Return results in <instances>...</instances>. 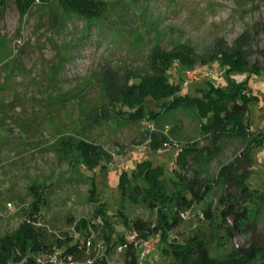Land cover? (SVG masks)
<instances>
[{
  "label": "rangeland",
  "instance_id": "rangeland-1",
  "mask_svg": "<svg viewBox=\"0 0 264 264\" xmlns=\"http://www.w3.org/2000/svg\"><path fill=\"white\" fill-rule=\"evenodd\" d=\"M103 1L104 12L91 23L64 14L57 4L60 17L55 19L39 2L21 16L15 0H8L0 18V237L20 226L43 191L38 227L48 241L67 235L81 238L76 223L96 222L100 208L116 233L133 241L136 233L125 229L118 213L149 224L157 223L158 213L144 202L123 201L119 182L124 171L131 174L138 162L149 160L162 166L166 176L176 171L206 189L180 213L179 226L170 232L176 242L199 234L214 256L255 241L264 243V145L247 157V140L223 137L216 156L191 154L181 167L177 158L184 147L210 142L196 110L177 109L157 120L127 119L113 104L107 106L108 119L99 110L93 113L107 103L111 78L120 84L127 78L137 82L152 71L153 49L170 52L184 44L205 58L218 44L230 48L245 35L253 49L251 65H257L259 73L231 72L219 60L197 63L182 74L185 80L187 71H198L188 87L182 81L183 89L192 94L211 84L227 89L248 80L254 93L248 102L251 133L263 130L264 0ZM150 106L159 109L151 100ZM148 139L149 147L140 151ZM80 141L102 146L110 156L108 167L90 169L77 147ZM157 141L164 144L154 150ZM230 166L234 181L226 175ZM226 198L245 214L222 221ZM207 211L215 218H208ZM90 230V249L74 259L75 264L92 263L105 250V229ZM158 241L159 235H152L140 242V252L149 251L152 257L145 263L168 264ZM108 260L128 264L125 247L112 250Z\"/></svg>",
  "mask_w": 264,
  "mask_h": 264
},
{
  "label": "trees",
  "instance_id": "trees-1",
  "mask_svg": "<svg viewBox=\"0 0 264 264\" xmlns=\"http://www.w3.org/2000/svg\"><path fill=\"white\" fill-rule=\"evenodd\" d=\"M15 1L21 16L28 14L39 2L48 8L49 14L55 19L60 17L54 9V4H57L64 14L78 16L90 23L100 18L106 8L103 0ZM7 5L8 0H0V18L5 14ZM252 55V46L245 35L238 38L230 48L218 44L212 55L205 58L198 57L190 46L184 44H177L170 52L155 48L151 53L152 71L139 76L137 82L127 78L125 83L120 84L116 79L111 78L106 84L107 103L95 108L93 113L99 110L100 116L108 119L110 116L107 106L113 104L118 113L127 119L157 120L166 112L181 108L193 109L198 112L202 120L203 131L211 138L208 144L198 142L184 147L177 158L181 167L186 165L187 158L191 154L216 156L219 152L218 143L223 137H240L247 140V157H252V150L264 145V129L256 134L251 133L248 102L254 97V93L248 88V80L240 81L227 89L211 84L208 88H196L191 94L183 89L185 80L182 77L185 70L193 68L197 63L205 64L214 60H219L221 65L231 72L259 73V67L251 65ZM173 66L177 69L175 73L171 71ZM150 100L157 103L158 110L150 106ZM163 144V141H157L152 143V147L158 150ZM77 147L81 151L83 162L90 169L99 165L103 168L108 167L110 156L102 146L80 141ZM232 169L233 167L230 166L226 175ZM229 177L234 181L230 174ZM247 188L245 185L244 191ZM119 189L123 201L144 202L158 213L156 224H149L142 219H130L122 211L118 213L123 219L125 229L136 233L133 241H127L123 233H116L114 225L106 218L103 208L98 209L96 222L82 219L76 223L75 229L82 233L81 238L67 235L66 238L56 237L52 242L48 241L43 230L38 227L45 204L44 192L39 191L28 217L15 231L0 237V264H40L39 258L45 261L44 264H51L47 259L56 250H59L62 257L72 256L73 259H77L90 249L88 243L92 236L91 227L99 226L105 229L106 247L103 254L89 264H110L108 255L118 247H125L128 264H147L144 260L147 258L148 261V258H152L151 254L142 258L139 244L152 235H159L158 246L161 255L169 260L168 264H264V243L258 241L228 254L214 256L210 243L199 234L191 235L183 242L172 239L170 232L179 226L180 213L188 209L193 202L201 199L206 191L197 179L186 180L176 171L173 177H168L162 166H155L153 162L145 160L138 162L131 174L127 171L121 174ZM94 191L95 189H92V192ZM223 205L224 208L220 213L222 221L232 214L236 218H239V214H245L236 209L229 198L225 199ZM206 215L208 218H215L209 211Z\"/></svg>",
  "mask_w": 264,
  "mask_h": 264
},
{
  "label": "built area",
  "instance_id": "built-area-1",
  "mask_svg": "<svg viewBox=\"0 0 264 264\" xmlns=\"http://www.w3.org/2000/svg\"><path fill=\"white\" fill-rule=\"evenodd\" d=\"M197 73H198V71H196V70H189L186 72V74H185L186 79H185V83H184L186 87L189 86L191 83H193L194 78H195ZM152 130H153V127H152ZM150 142H151L150 139H148L145 143L140 145L139 150L145 151L149 147ZM149 253H150L149 251H146V252L144 251L142 253V258H144ZM47 260H48L47 262L51 263V264H75L72 256L62 257V256H60V252L57 250L53 254H51ZM38 262L40 264L45 263V261L42 258H39Z\"/></svg>",
  "mask_w": 264,
  "mask_h": 264
}]
</instances>
